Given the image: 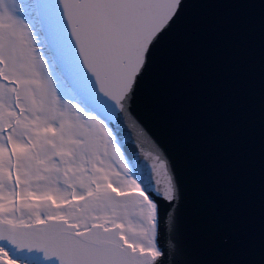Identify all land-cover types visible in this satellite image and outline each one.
<instances>
[{
    "label": "snow or ice",
    "instance_id": "1",
    "mask_svg": "<svg viewBox=\"0 0 264 264\" xmlns=\"http://www.w3.org/2000/svg\"><path fill=\"white\" fill-rule=\"evenodd\" d=\"M184 3L0 0V264H164L183 194L132 103Z\"/></svg>",
    "mask_w": 264,
    "mask_h": 264
},
{
    "label": "water",
    "instance_id": "2",
    "mask_svg": "<svg viewBox=\"0 0 264 264\" xmlns=\"http://www.w3.org/2000/svg\"><path fill=\"white\" fill-rule=\"evenodd\" d=\"M132 110L183 194L164 264H264V0H185Z\"/></svg>",
    "mask_w": 264,
    "mask_h": 264
},
{
    "label": "rangeland",
    "instance_id": "3",
    "mask_svg": "<svg viewBox=\"0 0 264 264\" xmlns=\"http://www.w3.org/2000/svg\"><path fill=\"white\" fill-rule=\"evenodd\" d=\"M60 94H61V95H67V94H68L66 87H62V88L60 89Z\"/></svg>",
    "mask_w": 264,
    "mask_h": 264
}]
</instances>
